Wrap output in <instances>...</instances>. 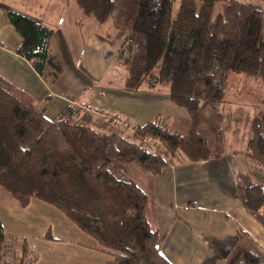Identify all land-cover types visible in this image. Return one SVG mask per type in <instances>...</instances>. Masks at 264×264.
<instances>
[{"label":"trees","instance_id":"trees-1","mask_svg":"<svg viewBox=\"0 0 264 264\" xmlns=\"http://www.w3.org/2000/svg\"><path fill=\"white\" fill-rule=\"evenodd\" d=\"M138 0L116 24L126 30L120 54L124 87L166 90L187 121L157 114L131 127V135L104 131L75 118L74 106L48 118L32 96L0 74V185L22 205L44 200L112 254L101 264H173L161 252L158 229L147 216L148 193L127 175L136 165L158 174L166 157L221 156L226 88L232 72L260 73L264 81V9L248 0ZM85 17L113 16L116 0H77ZM6 15L23 39L16 50L35 69L57 77L62 66L49 46L53 28L19 11ZM216 124L201 127L203 111ZM246 148L235 150L264 170V110L253 113ZM156 143L157 149L150 145ZM264 174V171H263ZM264 177V176H263ZM242 203L264 214V178L245 187ZM50 236V232H47ZM4 239L0 222V243ZM23 256L0 264H32ZM229 264H264V249L239 227Z\"/></svg>","mask_w":264,"mask_h":264},{"label":"crops","instance_id":"crops-1","mask_svg":"<svg viewBox=\"0 0 264 264\" xmlns=\"http://www.w3.org/2000/svg\"><path fill=\"white\" fill-rule=\"evenodd\" d=\"M6 8L53 28L49 46L62 66L57 77L48 73L49 66L38 72L17 52L23 37ZM116 21L83 16L77 0H0V74L32 96L48 118L74 106L77 120L124 135L157 114L170 123L187 121V110L174 104L166 90L124 87L126 52L119 51L126 30ZM240 133L231 144L224 130L225 152L218 157L192 161L171 155L158 174L136 165L127 168L149 195L147 216L159 231L161 252L173 264H229L239 227L264 249V214L242 203L245 187L262 181L264 170L235 151L246 148L250 127ZM0 222L4 237L19 245L10 257L14 261L23 256L22 241L24 258L32 264H101L112 257L54 205L36 197L22 205L2 185Z\"/></svg>","mask_w":264,"mask_h":264},{"label":"rangeland","instance_id":"rangeland-1","mask_svg":"<svg viewBox=\"0 0 264 264\" xmlns=\"http://www.w3.org/2000/svg\"><path fill=\"white\" fill-rule=\"evenodd\" d=\"M248 1H253L264 9V0ZM177 3L178 0H176L175 6ZM137 4L138 0H116V6L112 17L121 19V17L125 16L127 20L129 15L133 13ZM225 94L227 99L225 105L226 113L222 118L221 126L226 132L228 143L232 144L235 136L241 137L244 133V131H242L243 133L236 135L238 130L241 128H244V130L249 129L253 113L257 110H264V81L260 73L248 75L242 72H232L229 76V83ZM215 114L216 112L212 109L208 108L204 110V121L201 127L216 124L217 122L214 119ZM130 134L131 131L127 129L125 135L130 136Z\"/></svg>","mask_w":264,"mask_h":264},{"label":"built area","instance_id":"built-area-1","mask_svg":"<svg viewBox=\"0 0 264 264\" xmlns=\"http://www.w3.org/2000/svg\"><path fill=\"white\" fill-rule=\"evenodd\" d=\"M159 147L158 144L153 143L150 145L151 149H157ZM166 160H170L169 156L166 157ZM19 245L17 241L10 237H4V239L0 243V260L10 259L12 254L18 249Z\"/></svg>","mask_w":264,"mask_h":264}]
</instances>
